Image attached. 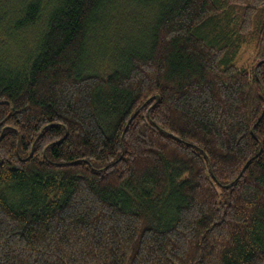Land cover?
<instances>
[{
    "label": "trees",
    "instance_id": "trees-1",
    "mask_svg": "<svg viewBox=\"0 0 264 264\" xmlns=\"http://www.w3.org/2000/svg\"><path fill=\"white\" fill-rule=\"evenodd\" d=\"M0 264H264V0H0Z\"/></svg>",
    "mask_w": 264,
    "mask_h": 264
},
{
    "label": "rangeland",
    "instance_id": "rangeland-1",
    "mask_svg": "<svg viewBox=\"0 0 264 264\" xmlns=\"http://www.w3.org/2000/svg\"><path fill=\"white\" fill-rule=\"evenodd\" d=\"M255 51V46L253 44L248 45L242 52V60L247 63L252 62V54Z\"/></svg>",
    "mask_w": 264,
    "mask_h": 264
}]
</instances>
